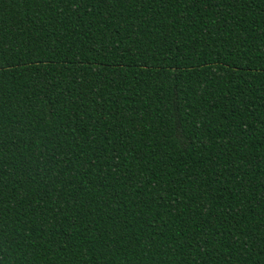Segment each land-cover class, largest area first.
Listing matches in <instances>:
<instances>
[{"label": "trees", "instance_id": "1", "mask_svg": "<svg viewBox=\"0 0 264 264\" xmlns=\"http://www.w3.org/2000/svg\"><path fill=\"white\" fill-rule=\"evenodd\" d=\"M0 264H264V0H0Z\"/></svg>", "mask_w": 264, "mask_h": 264}]
</instances>
